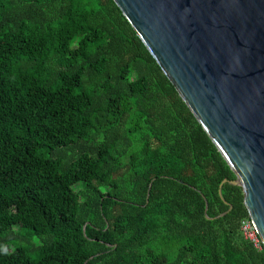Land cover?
Masks as SVG:
<instances>
[{"label":"trees","instance_id":"trees-1","mask_svg":"<svg viewBox=\"0 0 264 264\" xmlns=\"http://www.w3.org/2000/svg\"><path fill=\"white\" fill-rule=\"evenodd\" d=\"M235 178L114 0H0V264H264Z\"/></svg>","mask_w":264,"mask_h":264},{"label":"water","instance_id":"water-1","mask_svg":"<svg viewBox=\"0 0 264 264\" xmlns=\"http://www.w3.org/2000/svg\"><path fill=\"white\" fill-rule=\"evenodd\" d=\"M114 1L234 171L219 194L243 188L264 245V0Z\"/></svg>","mask_w":264,"mask_h":264},{"label":"built area","instance_id":"built-area-1","mask_svg":"<svg viewBox=\"0 0 264 264\" xmlns=\"http://www.w3.org/2000/svg\"><path fill=\"white\" fill-rule=\"evenodd\" d=\"M242 230L246 238L250 239L255 246L260 247V238L251 219H244Z\"/></svg>","mask_w":264,"mask_h":264}]
</instances>
